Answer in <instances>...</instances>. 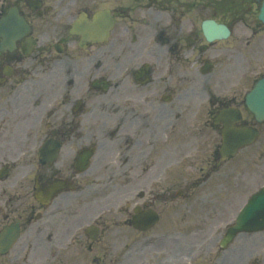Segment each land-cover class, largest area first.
<instances>
[{"label": "flooded vegetation", "instance_id": "1", "mask_svg": "<svg viewBox=\"0 0 264 264\" xmlns=\"http://www.w3.org/2000/svg\"><path fill=\"white\" fill-rule=\"evenodd\" d=\"M262 2L0 0V264H208L211 204L264 183Z\"/></svg>", "mask_w": 264, "mask_h": 264}, {"label": "rangeland", "instance_id": "2", "mask_svg": "<svg viewBox=\"0 0 264 264\" xmlns=\"http://www.w3.org/2000/svg\"><path fill=\"white\" fill-rule=\"evenodd\" d=\"M200 89V88H199ZM198 88H196V91H199ZM249 191L244 193L242 198H245L247 196ZM235 199H238V196L234 197ZM241 198V197H240ZM231 218V216L229 217ZM222 231L220 229H216L213 233H211L208 236H205V238L208 240V243L212 240L218 239ZM250 238V240L248 239ZM186 252L185 255H189V248L190 246L185 245ZM211 253L207 256L208 260L216 261V256L221 255V259L223 260L222 264H264V233L263 234H257L254 236H245L241 235L238 237V239L235 241L233 246H230V249L224 253H218L217 249L209 247ZM203 256L202 254H198ZM214 264H220L218 262H213ZM178 264H182L178 263ZM188 264V263H183ZM211 264V263H210Z\"/></svg>", "mask_w": 264, "mask_h": 264}, {"label": "water", "instance_id": "3", "mask_svg": "<svg viewBox=\"0 0 264 264\" xmlns=\"http://www.w3.org/2000/svg\"><path fill=\"white\" fill-rule=\"evenodd\" d=\"M261 20L264 21V11L261 15ZM248 105L250 109L256 114L258 120L264 119V79L258 82L248 98ZM256 214V219L264 218V190L257 195V198L253 201L252 207L246 209L238 220L237 226L229 229L228 236L224 244L226 245L234 236L241 231H255L259 226L264 225V221L259 224L252 225V227L245 230L247 222L250 217ZM258 223V222H257Z\"/></svg>", "mask_w": 264, "mask_h": 264}]
</instances>
